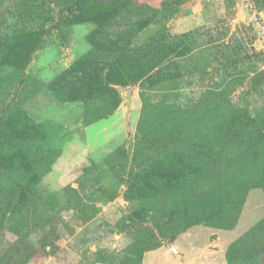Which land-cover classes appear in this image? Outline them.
Returning <instances> with one entry per match:
<instances>
[{"label": "rangeland", "instance_id": "obj_1", "mask_svg": "<svg viewBox=\"0 0 264 264\" xmlns=\"http://www.w3.org/2000/svg\"><path fill=\"white\" fill-rule=\"evenodd\" d=\"M263 204L264 0H0V264L236 223L227 263L264 264Z\"/></svg>", "mask_w": 264, "mask_h": 264}, {"label": "crops", "instance_id": "obj_2", "mask_svg": "<svg viewBox=\"0 0 264 264\" xmlns=\"http://www.w3.org/2000/svg\"><path fill=\"white\" fill-rule=\"evenodd\" d=\"M241 212L237 222L242 216ZM234 228L231 230H212L200 226L188 228L176 236L172 242L171 248L175 249L178 255L174 253V255H168L165 248H159L147 254L149 259L154 260L147 261L145 257L143 264H228L227 247L231 241L242 235L233 232ZM200 234L203 235V239L206 237V242L205 240L199 242Z\"/></svg>", "mask_w": 264, "mask_h": 264}, {"label": "water", "instance_id": "obj_3", "mask_svg": "<svg viewBox=\"0 0 264 264\" xmlns=\"http://www.w3.org/2000/svg\"><path fill=\"white\" fill-rule=\"evenodd\" d=\"M170 251H171L172 253H174V254H177V255H178V253H177V251H176L175 249L171 248V249H170Z\"/></svg>", "mask_w": 264, "mask_h": 264}]
</instances>
